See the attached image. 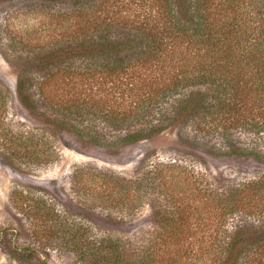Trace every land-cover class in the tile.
<instances>
[{
	"label": "trees",
	"instance_id": "16d2710c",
	"mask_svg": "<svg viewBox=\"0 0 264 264\" xmlns=\"http://www.w3.org/2000/svg\"><path fill=\"white\" fill-rule=\"evenodd\" d=\"M21 1L22 9L57 23L53 48L47 55L28 59L16 80L19 98L33 109L26 91L36 79L35 69L44 62L54 66L37 83L44 98L50 96L47 90L52 85L55 115L47 118L54 128L88 144L108 147L150 138L184 116L194 119L193 130L215 131L225 140L232 127L264 129V0ZM107 78L118 82L116 88L129 85L133 97L129 111H107L99 101L78 98L85 81L101 84ZM170 97L169 104L162 102ZM201 112L210 115L214 124L194 118ZM131 113L138 125L106 141L100 125L121 130ZM150 113L151 118L142 124ZM249 148L230 151L264 159L263 150ZM90 175L100 180L98 187H91L98 188L100 205L107 208L124 207L127 198L129 205H135L138 198L136 194L133 199V192L140 196L145 186L138 178L101 171ZM208 192L218 216L216 232L198 244L196 257L207 253L213 264H264V174ZM229 215L236 216L230 229L223 227ZM159 217L161 222L190 218L180 210L166 209ZM169 225L166 238L175 244L185 227ZM82 230L78 227L72 236L76 250L82 248L85 264H150L153 260L150 245H128L110 234L99 239L86 235L81 240L78 232L84 234L87 229Z\"/></svg>",
	"mask_w": 264,
	"mask_h": 264
},
{
	"label": "rangeland",
	"instance_id": "374dc122",
	"mask_svg": "<svg viewBox=\"0 0 264 264\" xmlns=\"http://www.w3.org/2000/svg\"><path fill=\"white\" fill-rule=\"evenodd\" d=\"M21 2L0 0V264H85L82 248L76 250L73 241L78 227L87 229L78 232L81 240L86 235L99 239L110 234L128 245H150L154 250L150 264H213L207 253L196 257L198 244L216 232L218 216L208 191L264 174V159L230 151L254 146L264 151V129L232 127L227 142L215 131L193 130L194 119L184 116L150 138L108 147L54 128L47 118L55 115L52 85L47 90L50 96L44 98L37 84L54 66L44 62L35 69L36 79L26 91L33 109L19 98L16 80L28 59L47 55L53 48L57 23L22 9ZM107 80L85 81L78 98L99 101L107 111H129L133 104L129 85L116 88L118 82ZM172 99L162 102L169 104ZM152 115L145 116L142 124ZM210 117L201 112L194 118L214 124ZM136 125L131 113L121 130L111 124L100 126L109 142ZM92 171L138 178L145 186L140 196L133 192V199L136 194L138 198L135 205H129L127 198L124 207H103L98 188H93L100 180L90 175ZM201 187L206 189L200 191ZM163 209L180 210L190 218L161 222ZM235 222L236 216L229 215L223 227L230 229ZM170 223L185 227L175 244L166 238Z\"/></svg>",
	"mask_w": 264,
	"mask_h": 264
}]
</instances>
